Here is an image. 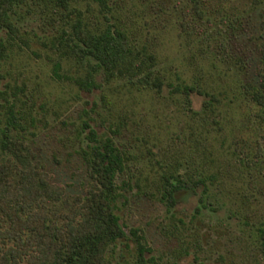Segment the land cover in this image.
<instances>
[{"label": "rangeland", "instance_id": "374dc122", "mask_svg": "<svg viewBox=\"0 0 264 264\" xmlns=\"http://www.w3.org/2000/svg\"><path fill=\"white\" fill-rule=\"evenodd\" d=\"M108 4L106 11L96 0H20L11 15L18 33L0 64V123L11 101L39 168L62 187L49 206L66 212L92 180L91 127L124 154L114 210L125 235L106 249L112 264L134 259L130 227L150 249L151 264H264V118L241 86L257 77L264 0ZM78 19L91 30L107 19L119 25L133 62L153 61L162 87L131 82L125 67L106 77L94 60L75 55L66 39ZM87 75L97 87L74 80ZM196 79L215 96L211 106L202 93L173 88ZM169 173L214 177L201 201L181 192L168 205L162 190Z\"/></svg>", "mask_w": 264, "mask_h": 264}, {"label": "trees", "instance_id": "16d2710c", "mask_svg": "<svg viewBox=\"0 0 264 264\" xmlns=\"http://www.w3.org/2000/svg\"><path fill=\"white\" fill-rule=\"evenodd\" d=\"M19 1L0 0V29L6 34L0 36V64L17 37L18 30L11 15ZM60 1L66 4V0ZM96 1L101 9H109V0ZM66 45L80 59L94 60V68L102 69L106 77L122 72L125 67L130 71L129 78H133L131 82L162 87V79L154 74L153 61L133 62V48L126 33L109 19L98 30L82 26L78 19L67 34ZM261 50L255 69L257 77L248 78L241 86L264 118V47ZM148 56L153 60V55ZM57 66L56 62L53 72L58 76ZM74 80L87 90L98 86L91 75ZM173 88L185 94L198 92L208 96L203 100L206 107L211 106L215 98L198 79L193 83H176ZM22 130L20 116L10 101L0 123V264H112L106 257V249L125 235L114 210L115 201L121 195L118 178L124 169L123 152L111 137L97 140L94 129L89 127L87 137L94 141L89 144L87 159L92 180L85 192L74 196L66 212H57L48 202L59 199L62 187L51 182L39 168ZM213 177L205 173L164 175L162 198L168 205H174L184 192L198 194L201 201L202 193L208 190L207 180ZM129 231L136 240L137 251L128 264H151L153 257L147 255L150 249L141 240L138 229L130 227Z\"/></svg>", "mask_w": 264, "mask_h": 264}]
</instances>
